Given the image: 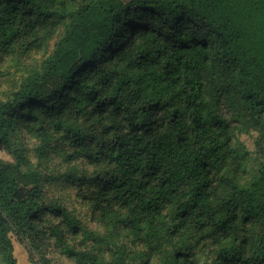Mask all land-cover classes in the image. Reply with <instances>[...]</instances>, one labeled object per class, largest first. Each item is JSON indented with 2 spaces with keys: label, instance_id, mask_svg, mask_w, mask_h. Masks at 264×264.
<instances>
[{
  "label": "trees",
  "instance_id": "trees-1",
  "mask_svg": "<svg viewBox=\"0 0 264 264\" xmlns=\"http://www.w3.org/2000/svg\"><path fill=\"white\" fill-rule=\"evenodd\" d=\"M54 39L0 100L15 158L0 160V264H16L10 233L42 264L52 248L80 264H264V0H0V59ZM19 126L39 157L64 144L63 178L106 236L43 203Z\"/></svg>",
  "mask_w": 264,
  "mask_h": 264
},
{
  "label": "rangeland",
  "instance_id": "rangeland-1",
  "mask_svg": "<svg viewBox=\"0 0 264 264\" xmlns=\"http://www.w3.org/2000/svg\"><path fill=\"white\" fill-rule=\"evenodd\" d=\"M54 41L55 39L49 43L45 50L16 54L0 59V100L5 99V97L17 87L26 74L30 71L39 69L43 59L51 52ZM12 134L14 146L17 149H23V153L28 160L27 163L22 164V168L27 169L28 167H35L41 171L43 179V203L47 206L54 203L60 204L67 208L82 225L97 234H101V236H106L109 228L101 222L92 219V208L82 198L83 196L77 189V186L67 183L63 178V176H65L63 174L67 171L68 166L75 164L74 160L68 163L66 160L62 159L60 153L64 150V144L57 138L50 140L49 146L46 149L48 154L44 159V156L39 157L35 151V147L41 141L38 136L29 133V131L21 126L13 130ZM255 135L256 132L241 133L238 135L241 145L248 151L250 163L255 161L257 154ZM0 160L14 162L15 158L6 149H0ZM76 162L80 167L86 165L82 160H77ZM10 236L14 247L16 264H42L40 254L34 249L33 245H31L32 243H29L26 239L20 238L14 233H10ZM84 239L85 237L79 234L75 240L79 242V240ZM127 240L130 242L131 237L127 238ZM103 245L104 241L99 243L91 238L87 240V246L92 251H97L99 246ZM77 247L82 249L84 245L79 244ZM139 249V246H134L128 258L129 261L135 262L137 260ZM45 255L57 264H80L73 259L67 258L63 254H59L54 248L47 249ZM105 256L107 257V253H105ZM151 264L164 263L161 258H155Z\"/></svg>",
  "mask_w": 264,
  "mask_h": 264
}]
</instances>
